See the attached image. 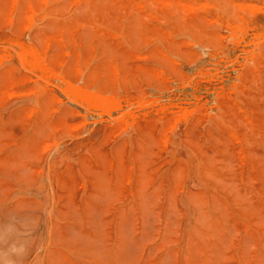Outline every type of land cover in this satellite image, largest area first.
<instances>
[{
  "label": "rangeland",
  "instance_id": "obj_1",
  "mask_svg": "<svg viewBox=\"0 0 264 264\" xmlns=\"http://www.w3.org/2000/svg\"><path fill=\"white\" fill-rule=\"evenodd\" d=\"M262 1L0 0V264H264Z\"/></svg>",
  "mask_w": 264,
  "mask_h": 264
},
{
  "label": "bare ground",
  "instance_id": "obj_2",
  "mask_svg": "<svg viewBox=\"0 0 264 264\" xmlns=\"http://www.w3.org/2000/svg\"><path fill=\"white\" fill-rule=\"evenodd\" d=\"M18 1H19V0H18ZM29 1H31V0H29ZM261 1H262V0H261ZM263 1H264V0H263ZM263 1H262L261 3H264ZM113 2H114V1H113ZM205 2H206V1H205ZM202 3H203V2H202ZM206 3H207V2H206ZM208 3H209V2H208ZM210 3H211V2H210ZM18 4H19V3H18ZM119 4H120V3H119ZM155 4H156V3H155ZM157 4H158V3H157ZM157 4H156V6H157ZM166 4H169V5H170V3H166ZM173 4H174V3H173ZM232 4H233V2H232ZM253 4H254V3H253ZM198 5H201V3L198 4ZM203 5L205 6L204 3H203ZM203 5H202V6H203ZM206 5H207V4H206ZM213 5H214V4H213ZM254 5H255V4H254ZM258 5H259V4H258ZM260 5H262V4H260ZM263 5H264V4H263ZM141 6H142V5H141ZM170 6H171V5H170ZM175 6H176V4H175ZM178 6H179V4H178ZM178 6H177V7H178ZM208 6L210 7V5H208ZM236 6H237V9H238L239 6H238V5H236ZM250 6H252V3H250ZM255 6H257V4H256ZM255 6H254V7H255ZM34 7H35V6H34ZM167 7H168V6H167ZM185 7H186V6H185ZM192 7H193V6H192ZM194 7H195V6H194ZM254 7H253V8H254ZM261 7H262V6H261ZM171 8H172V6H171ZM175 8H176V7H175ZM183 8H184V7H183ZM186 8H187V7H186ZM198 8H199V7H198ZM216 8H218V7H216ZM240 8H241V10H242V7H241V6H240ZM253 8H252V9H253ZM258 8H259V7H257L254 11H257ZM176 9H177V8H176ZM181 9H182V8H181ZM184 9H185V8H184ZM192 9H193V8H192ZM252 9H251V10H252ZM262 9H263V8H262ZM143 10H144V9H143ZM163 10H164V9H163ZM178 10H179V9H178ZM182 10H183V9H182ZM197 10H199V9H197ZM263 10H264V9H263ZM263 10H262V11H263ZM164 11H165V10H164ZM206 11L208 12V10H206ZM243 11H246V10H243ZM258 11H259V10H258ZM184 12H185V11H184ZM204 12H205V11H204ZM185 14H186V13H185ZM188 15H189V14H188ZM148 16H149V15H148ZM235 16H236V15H235ZM27 17H28V16H27ZM185 17H186V15H185ZM236 17H237V16H236ZM207 18H208V17H207ZM216 23H217V21H216ZM263 23H264V21H263ZM235 24H236V23H235ZM258 24H259V23H258ZM83 25H84V24H83ZM225 25H226V24H225ZM263 26H264V25H263ZM172 27H173V26H172ZM247 27H248V26H247ZM168 28H169V27H168ZM168 28H167V29H168ZM249 28H250V26H249ZM249 28H248V29H249ZM169 30H171V29L169 28ZM172 30H173V29H172ZM172 30H171V31H172ZM115 31H116V30H115ZM227 32H228V30H227ZM237 32H238V30H237ZM252 32H253V31H252ZM239 33H240V32H239ZM171 34H173V33H171ZM171 34H170V35H171ZM229 34H230V32H229ZM257 34H258V33H257ZM262 34H263V32H262ZM262 34H260V36H261ZM147 35L149 36V34H147ZM174 35H175V34H174ZM231 35H232V34H231ZM258 35H259V34H258ZM151 36H152V35H151ZM219 36H220V34H219ZM252 36H253V35H252ZM153 37L155 38V36H153ZM222 37H223V36H222ZM235 37H236V35H235ZM261 37H262V36H261ZM61 38H62V37H61ZM227 38H228V37H227ZM231 38H232V37H231ZM231 38H230V39H231ZM233 38H234V37H233ZM150 39H151V38H150ZM152 39H153V38H152ZM158 39H160V38H158ZM228 39H229V38H228ZM230 39H229V40H230ZM250 39H251V38H250ZM256 39H257V38H256ZM256 39H255V40H256ZM258 39H259V38H258ZM263 39H264V38H263ZM225 40H226V39H225ZM235 40H236V39H235ZM185 41H186V40H185ZM189 41H191V40H189ZM196 41H197V40H196ZM196 41H195V43H196ZM227 41H228V40H227ZM236 41H237V40H236ZM261 41H262V40H261ZM261 41H260V42H261ZM192 42H193V41H192ZM198 42H199V41H198ZM229 42H230V41H229ZM258 42H259V40H258ZM263 42H264V41H263ZM183 43H184V42H183ZM251 43H252V42H251ZM196 44H197V43H196ZM240 44H241V43H240ZM240 44H239V45H240ZM245 44H246V43H245ZM257 44H258V43H257ZM257 44H256V45H257ZM181 45H182V44H181ZM187 45H188V44H187ZM190 45H192V44H190ZM222 45H223V44H222ZM230 45H231V44H230ZM230 45H229V46H230ZM242 45H243V44H242ZM253 45H254V44H253ZM11 46H12V45H11ZM196 46H197V45H196ZM224 46H226V45H224ZM237 46H238V45H237ZM237 46H236V47H237ZM250 46H252V45H250ZM191 47H192V46H191ZM203 47H205V46H203ZM227 47H228V46H227ZM231 47H232V46H231ZM243 47H244V46H243ZM257 47H258V45H257ZM164 48H165V46H164ZM255 48H256V47H255ZM131 49H132V48H131ZM202 49H203V48H202ZM205 49H207V47H206ZM208 49H209V48H208ZM230 49H231V48H230ZM246 49H247V48H246ZM14 50H15V48H14ZM242 50H243V49H242ZM254 50H255V49H254ZM15 51H16V50H15ZM78 51H79V50H78ZM197 51H198V50H197ZM217 51H218V50H217ZM230 51H231V50H230ZM238 51H239V50H238ZM245 51H246V50H245ZM249 51H250V50H249ZM252 51H253V50H252ZM16 52H17V51H16ZM66 52H67V51H66ZM198 52H199V51H198ZM200 52H201V50H200ZM205 52L207 53V51H205ZM242 52H244V50H243ZM154 53H155V52H154ZM206 53H205V54H206ZM201 54H202V53H201ZM212 54H213V53H212ZM215 54H216V53H215ZM245 54H246V53H245ZM245 54H244V55H245ZM253 54H254V52H253ZM259 54H260V52H259ZM18 55H19V54H18ZM130 55H131V54H130ZM237 55H238V54H237ZM256 55H257V54H256ZM67 56H68V55H67ZM156 56H157V55H156ZM187 56H188V55H187ZM217 56H218V55H217ZM226 56H227V55H226ZM233 56L235 57L234 54H233ZM253 56H254V55H253ZM260 56H261V55H260ZM198 57H199V56H198ZM200 57H201V56H200ZM204 57H205V56H204ZM212 57H214V56H212ZM239 57H241V56H239ZM251 57H252V56H251ZM258 57H259V56H258ZM136 58H137V57H136ZM225 58H227V57H225ZM245 58H246V57H245ZM260 58H261V57H260ZM194 59H196V58H194ZM211 59H212V58H211ZM229 59H230V57H229L227 60H229ZM243 59H244V58H243ZM249 59H250V58H249ZM251 59H252V58H251ZM253 59H255V58L253 57ZM253 59H252V60H253ZM182 60H183V58H182ZM230 60H231V59H230ZM230 60H229V61H230ZM244 60H246V59H244ZM244 60H242V61L244 62ZM200 61H201V60H200ZM235 61H236V58H235ZM237 61H238V59H237ZM257 61H258V60H257ZM257 61H256V62H257ZM174 62H175V61H174ZM212 62H213V61H212ZM216 62H217V61H216ZM216 62H215V63H216ZM227 62H228V61H227ZM247 62H248V61H247ZM253 62H254V61H253ZM253 62H252V63H253ZM115 63H116V62H115ZM115 63H114V64H115ZM217 63H218V62H217ZM237 63H238V62H237ZM239 63H240V62H239ZM114 64H111V65L113 66ZM117 64H118V63H117ZM232 64H234V63H232ZM248 64H249V63H248ZM16 65H17V63H16ZM77 65H78V63H77ZM241 65H242V64H241ZM253 65H255V64H253ZM21 66H22V65H21ZM80 66H81V65H80ZM212 66H213V65H212ZM238 66H239V64H238ZM238 66H237V67H238ZM251 66H252V65H251ZM81 67H82V66H81ZM83 67H84V66H83ZM86 67H87V66H86ZM88 67H89V66H88ZM118 67H119V66H118ZM61 68H62V67H61ZM119 68H120V67H119ZM207 68H208V67H207ZM219 68H220V67H219ZM225 68H226V66H225ZM232 68L234 69L233 66H232ZM253 68H255V67H253ZM19 69H20V67H19ZM23 69H24V68H23ZM25 69H26V68H25ZM163 69H164V68H163ZM222 69H223V68H222ZM255 69H256V68H255ZM255 69H254V70H255ZM257 69H258V68H257ZM52 70H53V68H52ZM230 70H231V69H230ZM213 71H214V70H213ZM255 71H256V70H255ZM214 72H215V71H214ZM214 72H213V73H214ZM231 72H232V70H231ZM257 72H259V71H257ZM78 73H80V72H78ZM113 73H114V72H113ZM213 73H212V74H213ZM216 73H217V72H216ZM222 73H224V72L222 71ZM226 73H227V72H226ZM229 73H230V72H229ZM233 73H234V72H233ZM57 74H58V73H57ZM62 74H63V73H62ZM196 74H197V73H196ZM199 74H200V73H199ZM199 74H198V75H199ZM220 74H221V73H220ZM138 75H139V74H138ZM203 75H204V74H203ZM226 75H227V74H226ZM229 75H230V74H229ZM229 75H228V77H229ZM57 76H58V75H57ZM114 76H115V75H114ZM161 76H162V75H161ZM183 76H184V75H183ZM194 76H195V75H194ZM210 77H211V76H210ZM216 77H217V76H216ZM233 77H234V76H233ZM236 77H237V76H236ZM236 77H235V78H236ZM191 78H192V77H191ZM225 78H226V77H225ZM210 79H212V78H210ZM219 79H220V78H219ZM169 80H170V79H169ZM220 80H221V79H220ZM231 80H233V79H231ZM237 80H238V79H237ZM83 81H84V80H83ZM187 81H188V80H187ZM187 81H186V82H187ZM225 81H226V80H225ZM56 82H57V81H56ZM178 82H179V81H177V83H178ZM191 82H192V81H191ZM216 82H217V80H216ZM58 83H59V82H58ZM72 83H73V82H72ZM93 84H94V83H93ZM182 84H184V83H182ZM189 84H190V83H189ZM78 85H79V84H78ZM184 85H185V84H184ZM184 85H183V86H184ZM60 86H62V85H60ZM91 86H92V85H91ZM193 86H194V85H193ZM73 87H74V86H73ZM73 87H72V88H73ZM81 87H83V86H81ZM120 87H121V86H120ZM207 87H208V86H207ZM213 87H214V86H213ZM86 88H87V87H86ZM200 88H201V87H200ZM211 88H212V87H211ZM211 88H210V89H211ZM55 89H56V88H55ZM74 89H75V88H74ZM77 89H78V88H77ZM176 89H177V88H176ZM181 89H182V88H181ZM198 89H199V88H198ZM93 90H94V89H93ZM206 90H207V89H206ZM211 90H212V89H211ZM63 91H64V90H63ZM75 91H76V90H75ZM78 91H79V89H78ZM183 91H184V90H183ZM192 91H193V90H192ZM201 91H202V90H201ZM65 92H66V91H65ZM97 92H98V91H97ZM174 92H175V91H174ZM177 92H178V91H177ZM205 92H206V91H205ZM221 92H222V91H221ZM79 93H80V92H79ZM139 93H140V92H139ZM187 93H188V92H187ZM189 93H190V92H189ZM207 93H208V92H207ZM103 94H104V93H103ZM128 94H129V93H128ZM148 94H150V93H148ZM195 94H196V93H195ZM220 94H221V93H220ZM241 94H242V93H241ZM59 95H60V94H59ZM65 95H66V94H65ZM123 95H125V94L123 93ZM145 95H146V94H145ZM152 95H153V94H152ZM196 95H198V94H196ZM205 95H206V94H205ZM76 96H77V95H76ZM131 96H132V95H131ZM153 96H154V95H153ZM160 96H161V95H160ZM178 96H179V95H178ZM185 96H186V95H185ZM79 97H80V96H79ZM81 97H84V96H81ZM86 97H87V96H86ZM86 97H84V98H86ZM121 97H122V95H121ZM134 97H135V96H134ZM136 97H137V96H136ZM140 97H141V96H140ZM144 97H145V96H144ZM144 97H143V98H144ZM156 97H157V96H156ZM156 97H155V98H156ZM172 97H173V96H172ZM188 97H189V96H188ZM194 97H195V96H194ZM196 97H198V96H196ZM122 98H123V97H122ZM162 98H163V97H162ZM180 98L182 99V97H180ZM185 98H186V97H185ZM198 98H199V97H198ZM216 98H217V97H216ZM229 98H230V97H229ZM58 99H59V98H58ZM58 99H57V100H58ZM60 99H61V98H60ZM62 99H63V98H62ZM68 99H69V98H68ZM80 99H81V98H80ZM135 99H136V98H135ZM148 99H149V98H148ZM153 99H154V98H153ZM156 99H157V98H156ZM186 99H187V98H186ZM188 99H189V98H188ZM217 99H218V98H217ZM69 100H70V99H69ZM81 100H82V99H81ZM88 100H89V99H88ZM137 100H138V99H137ZM140 100H141V99H140ZM194 100H195V99H194ZM86 101H87V100H86ZM86 101H85V103H87ZM196 101H197V100H196ZM202 101H203V100H202ZM217 101H218V100H217ZM74 102H77V100H76V101L74 100ZM83 102H84V101H83ZM161 102H162V100H161ZM161 102H160V103H161ZM172 102H173V101H172ZM178 102H179V101H178ZM193 102H194V101H193ZM79 103H80V102H79ZM99 103H100V102H99ZM132 103H133V102H132ZM139 103H140V102H139ZM141 103H142V102H141ZM144 103H145V101H144ZM146 103H147V102H146ZM146 103H145V104H146ZM166 103H167V102H166ZM166 103H165V104H166ZM169 103H170V102H169ZM185 103H186V102H185ZM187 103H188V102H187ZM190 103H191V102H190ZM190 103H189V104H190ZM204 103H206V102H204ZM212 103H214V102H212ZM97 104H98V102H97ZM155 104H156V103H155ZM155 104H154V105H155ZM189 104H188V106H189ZM134 105H135V104H134ZM136 105H137V103H136ZM141 105H142V104H141ZM170 105H171V104H169V106H170ZM209 105H210V104H209ZM215 105H216V104H215ZM74 106H75V105H74ZM81 106H82V105H81ZM138 106H139V105H138ZM172 106H173V105H172ZM181 106H182V105H181ZM184 106H185V105H184ZM205 106H206V105H205ZM236 106H237V105H236ZM132 107H133V106H132ZM152 107H154V106H152ZM211 107H212V106H211ZM77 108H78V107H77ZM116 108H117V107H116ZM127 108H128V107H127ZM138 108H139V107H138ZM146 108H147V107H146ZM185 108H186V107H185ZM185 108H184V110L187 111L188 109H185ZM236 108H238V107H236ZM131 109H132V108H131ZM162 109H163V108H162ZM189 109H190V108H189ZM191 109H192V108H191ZM193 109H195V107H194ZM205 109H206V108H205ZM77 110H78V109H77ZM109 110H110V109H109ZM126 110H127V109H126ZM237 110H240V108H238ZM110 111H111V110H110ZM161 111H162V110H161ZM171 111H172V110H171ZM185 111H182V112H185ZM87 112H88V111H87ZM102 112H103V111H102ZM104 112H105V111H104ZM157 112H158V111H157ZM195 112H196V111H195ZM205 112H206V111H205ZM88 113H89V112H88ZM127 113H128V111H127ZM134 113H135V112H134ZM146 113H147V112H146ZM151 113H152V112H151ZM155 113H156V112H155ZM124 114H125V113H124ZM131 114H132V113H131ZM184 114H185V113H184ZM188 114H190V113H188ZM91 115H92V114H91ZM91 115H90V116H91ZM121 115H122V114H121ZM135 115H137V114L135 113ZM139 115H140V114H139ZM172 115H175V114H172ZM103 116H104V113H103ZM123 116H124V115H123ZM123 116H122V118H123ZM184 116H185V115H184ZM96 117H97V116H96ZM101 117H102V116H101ZM132 117H134V116L132 115ZM143 117H144V116H143ZM185 117H186V116H185ZM109 118H110V117H109ZM182 118H183V117H182ZM188 118H189V117H188ZM85 119H86V118H85ZM100 119H101V118H100ZM110 119H111V118H110ZM127 119H128V118H127ZM161 119H162V118H161ZM178 119H179V118H178ZM208 119H209V117H208ZM108 120H109V119H108ZM116 120H118V118H117ZM184 120H185V119H184ZM110 121H111V120H110ZM131 121H132V119H131ZM187 121H188V120H187ZM84 122H85V121H84ZM97 122H98V121H97ZM97 122H96V123H97ZM241 122H242V121H241ZM245 122H246V121H245ZM131 123H132V122H131ZM243 123H244V122H243ZM247 123H248V120H247ZM251 123H252V122H251ZM244 124H245V123H244ZM132 125H133V124H132ZM173 125H175V124H173ZM228 127H229V126H228ZM250 127H253V126H250ZM176 128H177V127H176ZM247 128H249V127H247ZM250 130H251V129H249V131H250ZM249 131H248V132H249ZM230 132H231V131H230ZM250 133H251V132H250ZM249 135H250V134H249ZM251 135H252V134H251ZM4 137H5V136H4ZM7 137H8V136H7ZM165 139H166V138H165ZM165 139H164V142H165ZM229 141H230V138H229ZM237 141H238V140H237ZM239 142H240V141H239ZM239 145H240V144H239ZM240 147H241V146H240ZM240 156H241V155H240ZM242 156H243V155H242ZM132 191H133V190H132Z\"/></svg>",
  "mask_w": 264,
  "mask_h": 264
}]
</instances>
